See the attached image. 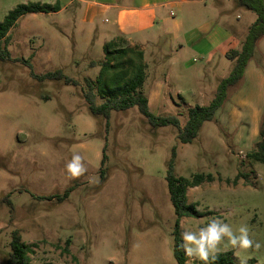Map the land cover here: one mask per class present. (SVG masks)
Listing matches in <instances>:
<instances>
[{
	"label": "rangeland",
	"instance_id": "obj_1",
	"mask_svg": "<svg viewBox=\"0 0 264 264\" xmlns=\"http://www.w3.org/2000/svg\"><path fill=\"white\" fill-rule=\"evenodd\" d=\"M27 3L58 2L0 0V23L10 10ZM205 5H200L201 22L237 33L239 48L255 14L238 7L236 0H205ZM76 15L75 3L59 13L27 14L8 33L11 60H0V264H6L13 232L33 246L31 264H178L173 255L176 218L165 182L172 149L175 176L214 178L186 191L187 203L210 215L182 218L179 243L184 228L219 218L234 231L247 225L250 238L261 246L232 248L225 240L218 253L233 252L235 264H264V165L247 157L264 137V107L254 113L259 105L254 101L250 114L242 110L245 117L236 136L232 106L220 108L191 144H181L173 127L152 128L136 107L112 112L105 127L102 118L88 113L82 81L95 80L99 67L91 62L103 60L108 40L85 37ZM196 22L183 19L185 29L193 32ZM204 43L199 34L146 46L142 91L154 116H176L182 127L187 109L209 104L220 77H227L232 66L226 59L221 70L217 56L206 63ZM261 48L264 41L254 50L260 54ZM55 70L78 86L38 82L31 75ZM203 87L209 95L198 100ZM235 91L228 90L224 104ZM257 99L264 105V89ZM73 153L84 158L86 167L74 178L65 169ZM185 258L184 264H203Z\"/></svg>",
	"mask_w": 264,
	"mask_h": 264
},
{
	"label": "trees",
	"instance_id": "obj_2",
	"mask_svg": "<svg viewBox=\"0 0 264 264\" xmlns=\"http://www.w3.org/2000/svg\"><path fill=\"white\" fill-rule=\"evenodd\" d=\"M238 7L244 8L255 14L256 18L250 25L244 39L237 50H232L225 58L232 62L228 76L219 81L215 94L207 106L195 105L187 109V120L181 127L176 116H154L148 107V99L142 91L146 80V65L144 52L138 47H127L122 38H114L103 45L104 58L102 61L91 62L92 67H99V72L94 81L83 79L82 96L87 106L88 113L94 118H102L105 127L112 112H122L136 107L139 114L146 119L148 124L155 129L173 127L177 133V139L181 144H191L197 137L202 125L214 119L216 111L224 104L227 92L231 88H237L243 78L244 70L254 54L257 42L264 37V0H236ZM60 10L58 3L54 5L39 3L19 4L10 10L0 23V60L10 61L7 51L9 31L22 17L27 14L56 13ZM27 68H31L27 61L23 62ZM38 82L45 80L57 81L66 86H78V82L65 76L61 70L47 72L42 76L31 74ZM103 97V98H102ZM103 100H99V99ZM247 157L255 163L264 165V137L254 145V149ZM175 149H172L171 159L167 164L165 182L169 202L175 215V245L173 255L178 264H184L186 258L182 248L178 247L179 221L184 217L201 218L210 215L196 209L195 204H188L186 191L198 187L202 183L213 182L211 174H196L190 179L177 177L174 174ZM104 156L101 158V163ZM103 176V174L101 173ZM236 184V180L233 181ZM65 192L62 198L67 197ZM30 245L21 241L17 232H13L9 243V253L6 264H31L29 254ZM215 262L209 264H235L233 252L217 253ZM247 264H254L251 260Z\"/></svg>",
	"mask_w": 264,
	"mask_h": 264
},
{
	"label": "crops",
	"instance_id": "obj_3",
	"mask_svg": "<svg viewBox=\"0 0 264 264\" xmlns=\"http://www.w3.org/2000/svg\"><path fill=\"white\" fill-rule=\"evenodd\" d=\"M57 2L60 10L56 13L63 11L66 6L72 3L76 4L78 20L76 19L75 23L76 21L79 22L81 26L80 33L84 32L85 37L89 38L95 34L97 42L109 41L119 37L125 40L127 47L139 46L144 54H146V46L149 43L170 44L171 40L197 38L201 34L205 40L204 45L207 44V47L203 50V53L207 56L206 63L212 64L213 58L217 56L222 70L225 68V63L228 62L225 55L238 48L237 33L232 32L233 34L230 35L210 22H201L200 5L203 4V7H206V5L204 6L205 0H130L129 3L120 2L119 0H57ZM174 10L177 15L172 13ZM164 12L168 13L164 16ZM184 14L186 15L184 16ZM185 18L187 23L197 21L195 32L190 31V28L185 29L183 25V19ZM230 30H232V27H230ZM259 41L256 45L262 43L264 37ZM263 69L264 48H261L260 54L256 49L254 50L253 59L248 62L244 70L240 85L235 88L236 91L228 98L227 102L220 107L224 109L228 104L232 106L229 117L233 120V123H231L233 128L241 126L239 122L245 117L242 110L248 111L250 114L255 108L253 106L254 101L259 103L254 113L262 111L263 101L260 100V102L257 95L260 90L264 89ZM168 77V74H165V79H168ZM224 78L226 77H220L219 80ZM208 90L210 91V89L204 87L199 89L198 100L208 96ZM238 129L236 128L234 132L235 136L239 132L241 133ZM238 142L243 143L239 140ZM250 142L252 141L250 140L248 143ZM248 143L245 141V144Z\"/></svg>",
	"mask_w": 264,
	"mask_h": 264
},
{
	"label": "clouds",
	"instance_id": "obj_4",
	"mask_svg": "<svg viewBox=\"0 0 264 264\" xmlns=\"http://www.w3.org/2000/svg\"><path fill=\"white\" fill-rule=\"evenodd\" d=\"M83 160L79 153L72 154L65 165L70 177H79L86 171ZM225 240L232 248L258 249L261 246L258 241L250 238L247 225H241L234 231L228 223L219 218H213L203 226L184 228L181 232L182 243L178 247L182 248L185 256L194 257L203 264H209V261L215 262L219 251L218 245Z\"/></svg>",
	"mask_w": 264,
	"mask_h": 264
}]
</instances>
